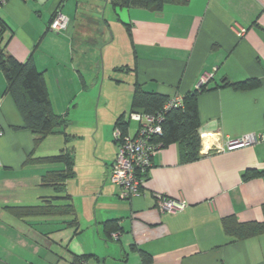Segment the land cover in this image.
<instances>
[{"label": "crops", "instance_id": "crops-1", "mask_svg": "<svg viewBox=\"0 0 264 264\" xmlns=\"http://www.w3.org/2000/svg\"><path fill=\"white\" fill-rule=\"evenodd\" d=\"M57 10L70 20L66 32L48 28ZM0 19L8 53L31 60L67 121L34 146L0 71V264H264V234L235 240L222 226L226 217L263 219L264 0H187L161 12L108 0H5ZM247 80L258 84L224 85ZM136 83L169 99L205 86L196 95L200 157L182 162L178 143L160 148L139 196L121 199L107 180L112 132L121 116L130 137L138 129L129 117ZM249 136L256 141L228 149ZM62 149L74 176L57 192L41 178L63 165L27 159ZM247 171L260 175L244 180ZM159 195L185 207L160 212ZM53 205L73 212L11 210Z\"/></svg>", "mask_w": 264, "mask_h": 264}, {"label": "trees", "instance_id": "trees-1", "mask_svg": "<svg viewBox=\"0 0 264 264\" xmlns=\"http://www.w3.org/2000/svg\"><path fill=\"white\" fill-rule=\"evenodd\" d=\"M186 1L108 0V3L114 8L119 9L142 8L153 12H161L166 4H183ZM6 28V25L0 19V71L5 79L4 94L12 98L22 118L23 129L29 131L34 136L33 143L36 146L45 137L54 134L58 128L65 127L67 121L64 116H58L53 112L43 74L36 69L31 60L19 62L8 53V40H4L3 38ZM251 82V80L237 83L225 82L224 85H229L234 89L244 90L251 86ZM252 84L257 85L258 82H252ZM203 90H205V86H201L198 89L186 93L183 97H179V105L166 107L171 100L168 96L156 92H147L142 88L141 84L136 83L132 96L130 114L137 113L154 118L159 115L160 117L158 119L160 120L161 132L149 138V144L156 145L160 149L169 144L178 143L181 161L191 162L200 157L201 137L199 134L196 95ZM122 119V116L119 117L114 129L117 128L122 135L129 136L127 134V124ZM137 134L138 129L134 137ZM27 162L62 164V169L48 171L41 178L42 185L52 186L57 192H61L64 183L74 176L73 157L68 149H62L58 154L49 157L36 159L29 157ZM259 175L260 173L247 171L243 175V179L248 180ZM40 208H42L41 211L51 210L53 212L57 211L67 214L73 212L71 205H53L51 208L30 206L12 207L11 210L15 214L22 216L37 212ZM261 212L263 219L260 222L249 221L243 223L238 222L233 217L224 218L222 226L225 233L235 240H243L264 234V204L261 206ZM107 225V232H110L109 236L118 233V227L115 224L108 222ZM82 258H75L73 264H80Z\"/></svg>", "mask_w": 264, "mask_h": 264}, {"label": "built area", "instance_id": "built-area-1", "mask_svg": "<svg viewBox=\"0 0 264 264\" xmlns=\"http://www.w3.org/2000/svg\"><path fill=\"white\" fill-rule=\"evenodd\" d=\"M5 0H0V5ZM70 27V20L60 11L54 13L49 24V30L55 33L66 32ZM201 87V86H200ZM180 98H173L166 107L179 105ZM130 120L139 125L138 134L135 137L122 135L119 129L112 132L113 141L118 145V150L107 174V180L119 188L121 199L138 197L143 189L151 168L152 156L159 150L158 146L149 144L148 140L154 135L160 134V116L151 117L142 114H130ZM157 120V122H156ZM254 136L240 140H232L228 143V149L255 142ZM157 206L160 212L173 214L183 210L185 203L179 200L168 199L163 196L157 197ZM117 241L118 233L111 235Z\"/></svg>", "mask_w": 264, "mask_h": 264}, {"label": "rangeland", "instance_id": "rangeland-1", "mask_svg": "<svg viewBox=\"0 0 264 264\" xmlns=\"http://www.w3.org/2000/svg\"><path fill=\"white\" fill-rule=\"evenodd\" d=\"M71 112H72V114H73V108H71ZM81 120H85V119H81ZM54 154H57V152H56V153H54Z\"/></svg>", "mask_w": 264, "mask_h": 264}]
</instances>
